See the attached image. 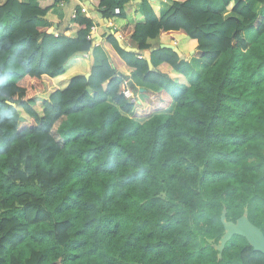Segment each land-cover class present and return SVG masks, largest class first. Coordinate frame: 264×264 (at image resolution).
I'll return each mask as SVG.
<instances>
[{"label": "trees", "instance_id": "obj_1", "mask_svg": "<svg viewBox=\"0 0 264 264\" xmlns=\"http://www.w3.org/2000/svg\"><path fill=\"white\" fill-rule=\"evenodd\" d=\"M58 1L0 0V264H45L15 254L44 223L79 263L264 264L221 243L264 234V0H91L137 47L107 35L99 66L87 15L54 36Z\"/></svg>", "mask_w": 264, "mask_h": 264}, {"label": "crops", "instance_id": "obj_2", "mask_svg": "<svg viewBox=\"0 0 264 264\" xmlns=\"http://www.w3.org/2000/svg\"><path fill=\"white\" fill-rule=\"evenodd\" d=\"M140 5H141L140 0H135V6L138 7V9H140ZM170 6H171V2H169L168 0H161L160 1V13L165 14L169 10ZM80 7H85L88 10L87 16H89V18L91 19V21L96 27V30L93 33V37H94V42L95 44H97L98 47L96 49L90 50L88 59H86L87 64L99 66L104 61L107 60L106 54L103 51L101 44H102L103 38L110 34H113V35L115 34L116 39H118V41L121 43L122 46H124L127 49H134L135 52H137V47L135 43L127 42L123 44L124 42L122 38L116 33L112 20L110 18L104 17L102 10L95 8L91 0H65V3L62 7H59L58 5H56L52 11V15L57 18V20L59 21V24L53 25L54 32H62L65 29L71 28L74 23L71 21L72 11L75 9H79ZM256 10H258V8ZM99 11L101 12L102 17H100ZM218 11L221 12V15L224 18L231 16V14L225 11L222 7H218ZM105 33L107 34L104 35ZM157 46H158V40H152L151 50L157 48ZM144 55L146 56L147 54H144ZM147 59H148V62L150 63V67H152L153 64L149 56H147ZM188 60H190V57L188 58ZM82 73L83 71L77 70L72 74V76L82 74ZM130 83L141 92L144 90H148V87H146L145 85H142L135 75L130 77ZM67 84H68V80L63 79L60 84L61 88L62 89L65 88ZM142 97H143L142 95H138V98L141 99Z\"/></svg>", "mask_w": 264, "mask_h": 264}, {"label": "rangeland", "instance_id": "obj_3", "mask_svg": "<svg viewBox=\"0 0 264 264\" xmlns=\"http://www.w3.org/2000/svg\"><path fill=\"white\" fill-rule=\"evenodd\" d=\"M2 32V29L0 30ZM248 39H252V35H248ZM61 217H54V221L60 220ZM51 224L44 223L40 225V231L31 230L28 241L23 244L22 247L18 248L15 251V254L20 257L21 260L27 258L31 252L40 251L44 252L46 255L45 264H49L52 260L57 257H61L65 260L66 264H81L76 259H74L73 253L68 247H59L56 245L55 240L50 234ZM77 241V240H76ZM75 241V242H76ZM13 251H8L6 253V257L9 259L10 255H12ZM82 264H92V262L86 260Z\"/></svg>", "mask_w": 264, "mask_h": 264}, {"label": "water", "instance_id": "obj_4", "mask_svg": "<svg viewBox=\"0 0 264 264\" xmlns=\"http://www.w3.org/2000/svg\"><path fill=\"white\" fill-rule=\"evenodd\" d=\"M99 15L102 17L100 11ZM159 48L173 50L177 55L180 56L179 51L173 45H160ZM154 50L155 49H150L149 52H153ZM126 51L135 52L134 49L127 48ZM191 55H193V52H191ZM88 77L89 75H86V78ZM224 225L226 233L221 240L222 244L228 241L232 236H240L248 241L254 251L264 255V234L259 228L251 224L246 218L239 219L236 224L224 223Z\"/></svg>", "mask_w": 264, "mask_h": 264}, {"label": "built area", "instance_id": "obj_5", "mask_svg": "<svg viewBox=\"0 0 264 264\" xmlns=\"http://www.w3.org/2000/svg\"><path fill=\"white\" fill-rule=\"evenodd\" d=\"M64 3H65V0H59L56 5H58L59 7H62L64 5ZM79 14L80 15H88V10L85 7H80L79 9L73 10L72 14H71V21L74 22L77 19V16ZM113 14L114 15H119V9H117V8L114 9ZM95 30H96V27L93 24V26L91 27L90 32H89V34L87 36V40L91 41L92 44L94 45V47L97 46V44H95V42H94V37H93V33L95 32ZM54 36L57 37L58 34L56 32H54ZM172 45L175 46V43H173ZM85 57H86V55H85ZM139 59H141V56H139ZM123 96L125 97V99H128V100L131 99L130 91L128 89H126L123 92Z\"/></svg>", "mask_w": 264, "mask_h": 264}]
</instances>
